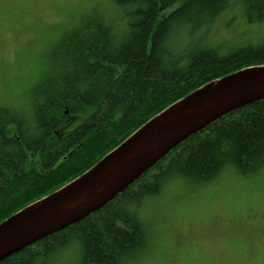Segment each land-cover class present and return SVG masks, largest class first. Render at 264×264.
I'll list each match as a JSON object with an SVG mask.
<instances>
[{
  "label": "trees",
  "instance_id": "obj_1",
  "mask_svg": "<svg viewBox=\"0 0 264 264\" xmlns=\"http://www.w3.org/2000/svg\"><path fill=\"white\" fill-rule=\"evenodd\" d=\"M109 1L114 11L93 10L62 35L27 107L0 105V222L194 89L264 64V0ZM232 167L264 169V99L202 129L105 206L0 264H54L68 250L81 264H122L146 240L137 211L146 198L172 178L203 183Z\"/></svg>",
  "mask_w": 264,
  "mask_h": 264
},
{
  "label": "rangeland",
  "instance_id": "obj_2",
  "mask_svg": "<svg viewBox=\"0 0 264 264\" xmlns=\"http://www.w3.org/2000/svg\"><path fill=\"white\" fill-rule=\"evenodd\" d=\"M109 4L0 0V105L27 107L33 83L53 68L62 35L93 10L114 11ZM72 160L65 163L66 174ZM137 211L146 240L122 264H264V169L243 175L227 168L203 183L178 176ZM80 261L78 251L68 250L54 264Z\"/></svg>",
  "mask_w": 264,
  "mask_h": 264
},
{
  "label": "water",
  "instance_id": "obj_3",
  "mask_svg": "<svg viewBox=\"0 0 264 264\" xmlns=\"http://www.w3.org/2000/svg\"><path fill=\"white\" fill-rule=\"evenodd\" d=\"M264 99V64L211 80L148 118L81 175L0 222V261L116 198L190 137Z\"/></svg>",
  "mask_w": 264,
  "mask_h": 264
},
{
  "label": "snow or ice",
  "instance_id": "obj_4",
  "mask_svg": "<svg viewBox=\"0 0 264 264\" xmlns=\"http://www.w3.org/2000/svg\"><path fill=\"white\" fill-rule=\"evenodd\" d=\"M203 2L210 4V3H212V0H203Z\"/></svg>",
  "mask_w": 264,
  "mask_h": 264
}]
</instances>
